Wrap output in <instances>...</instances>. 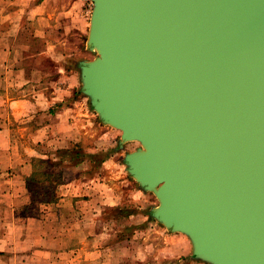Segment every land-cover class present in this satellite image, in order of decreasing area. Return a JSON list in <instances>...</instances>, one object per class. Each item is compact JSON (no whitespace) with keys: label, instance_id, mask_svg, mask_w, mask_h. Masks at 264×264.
Wrapping results in <instances>:
<instances>
[{"label":"water","instance_id":"1","mask_svg":"<svg viewBox=\"0 0 264 264\" xmlns=\"http://www.w3.org/2000/svg\"><path fill=\"white\" fill-rule=\"evenodd\" d=\"M80 91L207 264H264V0H91Z\"/></svg>","mask_w":264,"mask_h":264},{"label":"crops","instance_id":"2","mask_svg":"<svg viewBox=\"0 0 264 264\" xmlns=\"http://www.w3.org/2000/svg\"><path fill=\"white\" fill-rule=\"evenodd\" d=\"M90 1L0 0V264H207L192 257L186 236L126 211L106 192L100 172L87 173L100 171L106 160L93 165L91 156L72 155L71 147L86 139L79 119L84 105L61 98L75 87L47 77L44 64L52 65L53 74L64 72L61 39L84 27ZM45 143L57 152L43 150ZM49 158L63 165L53 190L57 198L38 205L57 207L55 229L43 227L41 212L48 211L29 213V185L43 182L39 164ZM110 208L149 225L133 222L131 233H114L104 225Z\"/></svg>","mask_w":264,"mask_h":264},{"label":"rangeland","instance_id":"3","mask_svg":"<svg viewBox=\"0 0 264 264\" xmlns=\"http://www.w3.org/2000/svg\"><path fill=\"white\" fill-rule=\"evenodd\" d=\"M91 2V1H90ZM92 6V3H91ZM88 9H90L88 7ZM90 15L86 16V22L83 28H78L70 31V33H66L61 41L62 45L59 46V53H63L64 55V63L63 60L59 61L65 68L64 72L59 75L53 74L52 65L49 62L44 64L45 72L49 75L50 79H59L65 80V85L71 88L75 87L74 93L70 96L61 97L64 100H71L80 105H84L83 112H79V119H83L85 121V126L83 129V134H85V140L79 143V149L86 152L89 151L95 155V160H93V165L98 163L102 158L107 155L105 159L106 162L102 165V169L98 171L99 168L87 169V173L97 174L100 172L102 174L100 177L106 186L110 189L106 191L109 193L110 197H118L122 202V207L125 208L128 212H136L137 215L143 213V216H149V211L152 206L157 205L156 197L149 192L138 191V184L131 178L127 171L125 170V164L122 159L126 152L135 150L140 143L139 142H129L124 145V148H119L118 140L120 138L121 132L113 127L100 125L97 114L92 110L89 99L80 91L81 82L79 80V69L78 64L80 60L83 59H92L94 54L87 50L86 48V37L88 35V28L90 25L89 20ZM59 63H57V66ZM60 76V77H59ZM72 77L70 80L69 78ZM79 92V93H78ZM88 113V115H86ZM82 124L84 122H81ZM72 146L71 148H73ZM52 148V149H51ZM55 145H49L45 143L42 144L43 150H52L53 152H57ZM55 157V155L53 154ZM51 161V162H50ZM57 160L49 158L46 161L40 162V166L45 170L44 174H40L39 178L43 180L45 183H41L40 185L30 184V199L34 201L31 203V207L29 208L30 214H39L41 209H44L48 212H41L44 215V228H57V207H52L51 209H45V207H39V203H50L57 198V191H53L57 188V171H61L63 169V165L58 166ZM55 187V188H54ZM50 189V190H49ZM107 188H104V190ZM98 196H95V199ZM39 202V203H38ZM111 210L108 212V218L106 219V223L109 224V228H111L114 233L119 232V230H124L126 234L131 233L129 231V227L131 225L139 224L141 228L146 227L148 224L147 221H140L138 218L134 219L129 217L132 216L127 215L124 219L121 214H117V209ZM136 215V216H137ZM145 220V217H143ZM132 220V222H131ZM133 222H137L136 224ZM156 222V221H154ZM149 225V224H148ZM156 225V223L154 224ZM159 226V225H157ZM118 230V231H117Z\"/></svg>","mask_w":264,"mask_h":264},{"label":"trees","instance_id":"4","mask_svg":"<svg viewBox=\"0 0 264 264\" xmlns=\"http://www.w3.org/2000/svg\"><path fill=\"white\" fill-rule=\"evenodd\" d=\"M79 93V92H78ZM79 143H76L75 145H74V147L73 148H71L70 150H71V152L73 153L72 155L75 157V158H78V159H82L83 157H85L86 155L87 156H91L92 158H93V160H95V155L94 154H87L86 152H84V151H82L81 149H79ZM106 157H107V155L104 157V158H102L100 161H98V163H100V162H102L103 160H105L106 159ZM130 229H129V231H131L133 228L132 227H129Z\"/></svg>","mask_w":264,"mask_h":264}]
</instances>
